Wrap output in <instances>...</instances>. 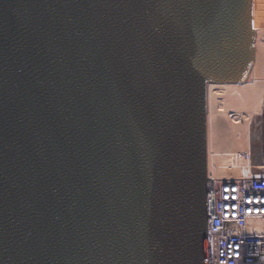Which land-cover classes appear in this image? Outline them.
<instances>
[{"label": "water", "instance_id": "water-1", "mask_svg": "<svg viewBox=\"0 0 264 264\" xmlns=\"http://www.w3.org/2000/svg\"><path fill=\"white\" fill-rule=\"evenodd\" d=\"M256 36L253 0H0V264H208L207 82Z\"/></svg>", "mask_w": 264, "mask_h": 264}, {"label": "built area", "instance_id": "built-area-1", "mask_svg": "<svg viewBox=\"0 0 264 264\" xmlns=\"http://www.w3.org/2000/svg\"><path fill=\"white\" fill-rule=\"evenodd\" d=\"M208 264H264V152L207 151Z\"/></svg>", "mask_w": 264, "mask_h": 264}, {"label": "bare ground", "instance_id": "bare-ground-1", "mask_svg": "<svg viewBox=\"0 0 264 264\" xmlns=\"http://www.w3.org/2000/svg\"><path fill=\"white\" fill-rule=\"evenodd\" d=\"M253 3H254V25H255V30L257 34L256 40H255V61H254L253 68L251 69L247 77L246 82L245 83L221 84L222 87L220 86L221 88L219 89V91H217L218 89L215 90V88L217 87L214 88L215 85L219 86V84H214L212 81L207 82L208 146L210 145L209 144V141H210L209 135L211 131L210 129L213 128V125H215V123L214 124L212 123L213 125L211 127V124H210L212 117H210L209 115L213 113L211 112V114H209L210 106L212 105V107H214L216 104L214 105L213 103L218 101V99H220L219 101L223 99L224 101L228 103L227 108L224 109L226 111H223V112H225L224 114H227L230 117V119L227 121L228 123L227 126H229L232 129L233 133L232 132H229V133L234 134L235 137L237 138L241 137V139L243 136H246L245 138H247L251 119L254 114L260 112L263 106V102H264V0H253ZM213 137L214 136H212V138ZM237 138H235L234 140H236ZM242 141L243 140H241V142ZM214 142L215 141H213V143Z\"/></svg>", "mask_w": 264, "mask_h": 264}, {"label": "rangeland", "instance_id": "rangeland-1", "mask_svg": "<svg viewBox=\"0 0 264 264\" xmlns=\"http://www.w3.org/2000/svg\"><path fill=\"white\" fill-rule=\"evenodd\" d=\"M220 86L222 87L221 84H219V86L215 85L214 88L217 87V88H215V90L218 89L217 91H219V89L221 88ZM219 100L220 99H218V101ZM218 101L213 103L214 105L216 104L215 106L213 105L214 107H212V105L210 106L209 114H211V112L214 113V114L212 113L211 115H209L210 117H212V120L210 119L211 120L210 124H211V127L214 123H215V125H213V128L210 129L212 132L210 131V135H209V140H210L209 144L210 145L208 146V151L211 153H212V151H214V152L241 151V150H246L249 147L252 148L253 147L252 144L254 143L256 145V147L254 149L255 156H259L260 154H262V152H264V102H263V106H262V109L260 110V112L254 114L252 119H251L247 138H245L246 136H243L244 138L242 137V139H241V137H238V138L235 137V135L232 134L233 133L232 129L229 126H227L228 125L227 121L230 119V117L227 114H224L225 112H223V111H226L224 109L227 108L228 103L226 101H224L223 99H221V101H219V102ZM221 103L224 104L225 107ZM228 129H230L231 131ZM229 132H232V133H229ZM211 135L214 137L212 138ZM229 138H230V140H229ZM235 138H237L238 140L237 139L234 140ZM212 140L215 142L213 143ZM239 140H240V142H239ZM241 140H243L242 141L243 143L241 142ZM215 143H217V144H215ZM229 143H230V145H229ZM236 143H237V145H236ZM216 146H218V147H216Z\"/></svg>", "mask_w": 264, "mask_h": 264}, {"label": "trees", "instance_id": "trees-1", "mask_svg": "<svg viewBox=\"0 0 264 264\" xmlns=\"http://www.w3.org/2000/svg\"><path fill=\"white\" fill-rule=\"evenodd\" d=\"M252 146H253V147H252V148H253V154L255 155V153H254V149H255L256 145L253 143ZM255 157L258 158L259 156H255Z\"/></svg>", "mask_w": 264, "mask_h": 264}]
</instances>
